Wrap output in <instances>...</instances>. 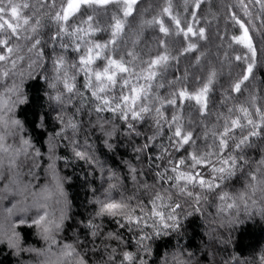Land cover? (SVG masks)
I'll use <instances>...</instances> for the list:
<instances>
[{"label": "snow or ice", "instance_id": "snow-or-ice-1", "mask_svg": "<svg viewBox=\"0 0 264 264\" xmlns=\"http://www.w3.org/2000/svg\"><path fill=\"white\" fill-rule=\"evenodd\" d=\"M37 3L41 11L29 15L25 10L36 5L28 0H0V77L11 75L16 78L0 93V167L6 160L9 168V183L0 190V199L21 197L6 209L7 227L0 224V244H5L15 255L35 253L55 257L46 258L41 264H88L85 255L79 251L78 239L73 243H62L57 238L67 218V199L54 164L59 159L54 155V141L60 138L68 140L73 157L99 171L102 186L106 184L103 198L97 196L93 201L96 205L94 216L84 224L91 239V251L95 254L103 249L100 264H150L147 258L152 255L151 242L179 232L184 216L192 214L184 209V204L196 212L201 211V201L220 190L224 182L238 172L245 178L243 188L234 194L221 190L217 196L221 227L240 223L241 213L245 218L259 216L264 220V154L259 160L246 154V149L253 148L256 140L264 141V103L261 98L250 92L243 103L226 106V110L216 116L215 123L209 125L205 117L208 115L209 93L217 79L214 68L208 71L202 84L197 78L195 90L181 85V77L177 75L174 80H167L168 94H161L170 61L197 50V43L189 37L207 38L204 27H193V23L199 24L198 10L203 0H182L184 12H190L192 17L191 21H186V26L179 13L173 14L171 0H166L151 19H145L141 14L138 35L146 28L157 27L162 34L158 41L159 51L148 53L147 59L134 48H125L124 51L119 48L128 19L133 17L139 0H60L59 4L57 0L48 3L37 0ZM250 4L258 11L250 8ZM225 12L226 23L238 30L230 37L232 44L250 53L251 61L246 54V68L231 82L230 91L225 89L222 93L221 103H225L231 93H241L242 85L252 74L256 63L253 33L264 41V0H235L234 4L225 5ZM101 13L106 20L104 24L100 20ZM41 16L51 22L52 31L46 41L41 37L40 30L45 27ZM99 33H105L107 39L98 38ZM180 36H183L184 44L177 56H173L171 49L175 41L168 38ZM132 43L135 45L136 40ZM45 45L53 50L50 69L46 65ZM57 47L61 51L57 52ZM25 50L28 54L26 69L20 67V62L26 58L21 55ZM195 59L199 63L201 57L197 55ZM235 60L240 61L241 56L237 54ZM38 71L45 72L40 79L47 84V99L56 112L59 125L48 142V168L60 197L57 202L62 204L58 216L48 212L47 200L51 194L47 188L41 190L45 195L33 193L29 200L25 195L27 185L18 175L12 174L19 156H27L33 151L31 142L21 135L24 127L15 118V108L27 102L24 80L33 78ZM188 102H192L198 111V122L193 118L192 106ZM185 109H188L187 123ZM85 111L89 125L101 134L108 150L113 149L112 141L118 135L129 139L140 136L137 125L151 119L152 133L133 151L139 154V160L153 147L158 149L155 159L161 163L155 166L152 183L147 182L143 170L138 172L132 163L124 162L128 180L138 191L142 190L146 199L135 195L125 197L122 191L125 180L121 174L106 168L95 150L89 151L93 146L87 142V137L85 145H79ZM93 115L94 121L91 119ZM197 129L202 132L198 133ZM17 137L18 146L7 143L9 138ZM261 152L264 153V147ZM34 155L39 156V150H34ZM148 163L151 170V155ZM115 192L120 193L119 199L114 197ZM134 199L135 204L132 203ZM32 209L36 211L29 218ZM103 217L113 218L120 229L126 228L132 233L135 251L127 249L120 232L102 231L101 224L96 221ZM25 224L36 229L45 247L24 246L17 226ZM112 241L116 242L115 246ZM172 259L175 264H189L182 253L173 255ZM260 264H264V252Z\"/></svg>", "mask_w": 264, "mask_h": 264}, {"label": "trees", "instance_id": "trees-1", "mask_svg": "<svg viewBox=\"0 0 264 264\" xmlns=\"http://www.w3.org/2000/svg\"><path fill=\"white\" fill-rule=\"evenodd\" d=\"M28 2L36 5L35 8L25 10L29 15L38 14L41 11L37 0H28ZM45 2L48 3L51 0H45ZM59 2L60 0H57V4ZM165 2L166 0H139L138 7L133 17L128 19L123 37L119 41L121 51H124L125 48H134L136 52L144 54L145 59H147L148 53L156 54L159 51L158 41L162 38V34L159 32L158 27L146 28L142 34L138 35L137 25L141 14L144 15L145 19H151L153 15L162 9ZM171 3L173 4V14L179 13L182 23H185L186 26V21L192 20L190 12H184L182 0H171ZM234 3L235 0H203V5L198 10L197 19L199 24L193 23V27L195 29L204 27L207 38L206 40H199L198 36L196 38L189 37L197 43V50L179 56L178 60L173 59L170 61V66L165 72V88L161 90L162 95H167L170 91L167 80H174L177 75L181 77V85L187 86L189 90H195L198 87L197 78H199V84H202L207 78L208 71L214 68L217 72V79L209 93V109L208 115L205 117V122L209 125L215 123L216 116L225 111L226 106L243 103L250 92H255L261 98V103H264V41L255 33H253V36L255 37L256 63L252 74L245 85H242L243 91L241 93H231L229 99L225 103H221L222 93L225 92V89L230 91L231 82L238 78L246 68L247 65L244 59L246 54L249 61H251V54L239 45L232 44L230 39L234 32L238 30L234 29L231 23H226L225 5ZM249 7L253 8L251 4ZM253 10L258 11L255 8ZM43 11H47V9ZM164 19L167 21V17H164ZM41 20L45 25L40 30L41 37L42 40L46 41L52 31L51 22L43 16H41ZM100 20L102 24L106 23L103 13L100 15ZM257 24H259V21H257ZM221 36H223V39H221ZM98 38L107 39V35L99 33ZM168 39L175 41L171 54L177 56L181 45L184 44L183 36L169 37ZM133 40H136L135 45L132 43ZM44 51L47 57V69H50L53 50L45 45ZM56 51L59 52L61 49L57 47ZM225 53H227V56H225ZM237 54L241 56L240 61L235 60ZM21 55L26 58L20 62V67L26 69L28 55L26 50L22 51ZM197 55L201 57L199 63L195 59ZM44 74V71H38L33 78L24 80L23 89L27 102L17 105L15 108V118L20 120L24 127L22 135L33 146V151H30L26 158L25 167L27 171H30L38 165L36 170L41 171L39 173L42 176L43 183L41 187L43 189L47 187V183L49 185L50 180H48V177H52L48 168L50 163L49 138L54 135L59 127L55 119L56 112L52 110L47 99L46 93L49 91L47 84L40 79ZM14 79L16 78L11 75L7 78L0 77V93H3L13 83ZM188 104L192 106L193 118L197 119L198 122V111H195L192 102H188ZM187 112L188 109H185V123H187ZM168 115L170 117V110ZM91 119L94 121L95 116L93 115ZM88 120L89 117L87 111H85L83 132L79 137V145L83 147L87 137V142L93 146L89 151L95 150L106 168L110 167L121 174L125 180L122 189L125 197L135 195L146 199L142 195V190L138 191L137 187L128 180L127 167L124 162L132 163L138 172L143 170L146 173L147 182L152 183L155 166L157 163H161V161L155 159L158 149L153 147L150 153L145 152L139 160H137L139 154L133 151L135 147L143 145L147 136L152 133L151 119L137 125L141 133L140 136H133L129 139L118 135L112 141V150L104 147L101 134L92 130ZM197 131L198 133L202 132V129H197ZM166 140L167 137L165 136L164 141L166 142ZM11 141L13 143L14 139H11ZM54 143L56 145L54 155L59 157L54 161L55 170L61 178L67 199V218L64 220L57 238L62 243H73L78 239L80 241L79 251L85 255L88 264H100L103 249L101 248V251L95 254L91 251V239L87 235L84 224L94 216L96 205L93 201L97 196L103 198V187H106V184L102 186L99 171L93 169L84 161L76 160L73 157L68 140L60 138ZM157 143H160V141L158 140ZM261 147H264V141L256 140L253 148L246 149V154L253 160H259L261 155L264 154L261 152ZM34 150H39L40 155L35 156ZM149 155H151L153 161L151 170L148 163ZM244 182L245 178L238 172L235 177L225 181L220 190L208 194L209 198L201 201V211L199 212L188 208V205L184 204V209L192 212V214L184 216L179 232L154 239L151 242L152 255L147 258L150 264H165V261H167V264H175L172 259L173 255L181 253L189 264H260V256L264 252V220L259 216L250 219L245 218L241 213L240 223L232 227H221L220 217L217 214V205L220 203L217 199L219 191L234 194L243 188ZM113 195L116 199L120 198L119 192H115ZM136 202L135 199L132 201L133 204ZM61 206L62 204L55 203L52 205L51 211H56V216H58ZM96 222L101 224L103 232H120L127 249L135 251L132 233L126 228L120 229L113 218H97ZM17 231L20 233L25 247L35 249L45 247L34 227H29L27 224L18 225ZM111 243L112 246L116 244L115 241ZM41 260L35 253L15 255L5 244H0V264H40Z\"/></svg>", "mask_w": 264, "mask_h": 264}, {"label": "rangeland", "instance_id": "rangeland-1", "mask_svg": "<svg viewBox=\"0 0 264 264\" xmlns=\"http://www.w3.org/2000/svg\"><path fill=\"white\" fill-rule=\"evenodd\" d=\"M11 139H13V138H9L7 140V143L18 146V137L16 139H14L13 143H11L12 142ZM27 157H28V155L25 156L23 154H21L19 156V159L17 161V167L12 174H13V176L18 175L20 181H22V183L24 185H27V192L25 193V195L28 197L29 200H31L33 198V193H35L37 196H43V195H45V193H43L41 191L43 189L41 187L42 183H43L41 180L42 176L40 175L41 171L36 170L38 165L35 166L33 170L27 171V169L25 167V161H26ZM39 171H40V173H39ZM8 177H9V168L7 165V161L5 160L4 165L2 167H0V190H3L4 185L6 183H9ZM48 180H50V182H49V185L47 183L46 188L49 190V193L51 194L50 199L47 200L48 212L50 215L56 216L57 215L56 211H54V212L51 211V207L53 204L58 203L57 201L60 199V197L58 196V193L56 192L55 184L53 182V177L50 178V176H49ZM20 198L21 197L9 196L7 199H0V224H4V226L7 227V224L5 223V218L8 215L6 209L10 208L12 206V204L15 202V200L20 199ZM35 211H36V209H32L28 213L29 218L35 214ZM14 218L15 217H13V219ZM37 257L42 259L41 261H43L46 258L55 259L54 256L53 257L37 256Z\"/></svg>", "mask_w": 264, "mask_h": 264}]
</instances>
